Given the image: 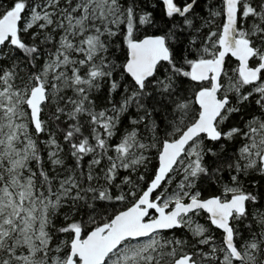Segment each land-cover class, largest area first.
<instances>
[{
	"label": "snow or ice",
	"instance_id": "snow-or-ice-1",
	"mask_svg": "<svg viewBox=\"0 0 264 264\" xmlns=\"http://www.w3.org/2000/svg\"><path fill=\"white\" fill-rule=\"evenodd\" d=\"M0 264H264V0H0Z\"/></svg>",
	"mask_w": 264,
	"mask_h": 264
}]
</instances>
